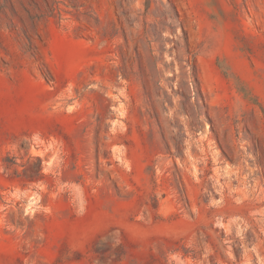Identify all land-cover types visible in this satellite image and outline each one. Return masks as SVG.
Instances as JSON below:
<instances>
[{"label": "rangeland", "instance_id": "374dc122", "mask_svg": "<svg viewBox=\"0 0 264 264\" xmlns=\"http://www.w3.org/2000/svg\"><path fill=\"white\" fill-rule=\"evenodd\" d=\"M126 1L0 0V264H258L264 0Z\"/></svg>", "mask_w": 264, "mask_h": 264}, {"label": "bare ground", "instance_id": "6f19581e", "mask_svg": "<svg viewBox=\"0 0 264 264\" xmlns=\"http://www.w3.org/2000/svg\"><path fill=\"white\" fill-rule=\"evenodd\" d=\"M138 1V0H137ZM132 0H127L126 1V3H125V11L127 12V13H129L131 16H133L134 15V7L131 5L132 4ZM135 2H136V0H135ZM139 2V1H138ZM142 3V2H141ZM124 6V5H123ZM135 7H136V5H135ZM138 7V6H137ZM136 9V8H135ZM135 17V16H134ZM137 23V22H136ZM134 24V23H133ZM139 28V27H138ZM137 28V25H133L132 27H131V29H129L130 30V33L134 36V37H139L140 36V32H139V30L140 29H138ZM141 38V37H140ZM138 40V39H137ZM137 40H135V41H137ZM141 42H143V41H141ZM153 47V46H152ZM155 50V49H154ZM188 149V148H187ZM256 248V247H255ZM256 252V251H255ZM259 258H261V257H259ZM263 259V258H262ZM259 261V263L258 264H264V260H258Z\"/></svg>", "mask_w": 264, "mask_h": 264}]
</instances>
